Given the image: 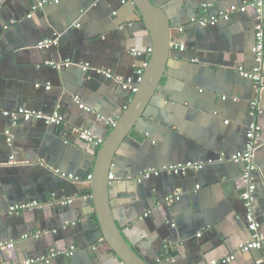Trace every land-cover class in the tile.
Returning a JSON list of instances; mask_svg holds the SVG:
<instances>
[{
    "label": "crops",
    "instance_id": "0c3cea01",
    "mask_svg": "<svg viewBox=\"0 0 264 264\" xmlns=\"http://www.w3.org/2000/svg\"><path fill=\"white\" fill-rule=\"evenodd\" d=\"M152 1L172 24L170 58L155 96L116 152L112 210L149 264H225L222 258L251 235L241 196L243 164L232 156L244 148L253 120L264 140V65L260 89L238 71L258 64L252 53L258 13L249 7L201 26L197 19L246 0ZM34 2L0 0V245L15 242L0 247V264L72 245V255L32 264H124L104 239L88 178L102 144L85 141L79 129L106 138L110 120L117 121L134 96L117 78L136 77L149 61L152 36L131 0H60L32 10ZM56 31L57 45L38 47ZM50 60L70 61L54 66ZM254 99L262 108L255 117ZM19 107L58 110L64 121L19 117L13 124L3 112ZM10 126L12 146L5 135ZM187 162L202 167L141 176L146 167ZM255 162L256 217L264 235V141ZM174 191L181 200L169 204L166 196ZM32 200L38 204L8 212ZM259 260L264 247L236 253V264Z\"/></svg>",
    "mask_w": 264,
    "mask_h": 264
},
{
    "label": "built area",
    "instance_id": "2783aa9c",
    "mask_svg": "<svg viewBox=\"0 0 264 264\" xmlns=\"http://www.w3.org/2000/svg\"><path fill=\"white\" fill-rule=\"evenodd\" d=\"M35 1L36 2H34V4L32 5V10L39 9L48 3H57L60 0H35ZM249 7H254L258 13L257 14L258 20L255 26V40L252 47V53L254 54L258 64L253 71L245 70L243 66H239L238 71L243 76L254 80L256 86L260 89L263 88V85L261 84L262 83L261 72L264 65V0H246L240 4L234 3L230 5L221 14L208 15L199 18L196 21L201 26H214L218 23V21L222 19L229 20L233 14L238 12H245L246 10H248ZM29 15L31 16V14ZM79 25H80L79 23L76 24V26ZM59 35H60L59 32L57 31L54 32V36L45 38L42 41H40L38 47L41 49H46L57 45L59 42ZM152 51H153L152 47H149L147 49V52L150 56L152 54ZM133 52L137 54L140 53L136 49H134ZM69 61L70 60L56 62L55 60H50L47 63L54 66H60L62 64H68ZM147 65L148 62H146L142 66V68H139L137 70L135 78H128V79L117 78L118 81L121 83L122 87L129 88L135 93L138 90V86L140 82L142 81L143 74ZM49 87L50 84L47 85V88ZM226 98L227 96H223V99ZM74 99L77 102H80L79 96H75ZM250 105H251L252 116L255 117L257 114L262 113V108L257 99L251 100ZM84 107L87 110L91 109L89 106H84ZM3 113L12 118L13 124H16V121L19 117H23L26 120L41 119L50 125H60L64 121L63 115L58 110L50 114H45L41 111H36L25 107H19L15 110L4 111ZM110 122L112 123V125H115L117 121L110 120ZM79 131H80V136L87 142H95L101 144L104 142V138L98 136L89 128L79 129ZM5 135H6L7 144L12 146L14 144V134L12 131V126L6 128ZM246 136L247 139L244 148L241 151L235 153L232 157L235 160L241 161L243 164L241 177L244 183V190L241 196L244 201V205L246 209L247 226L249 228L251 235L250 238L239 243L236 252L222 258L221 261L225 264H236L237 252L246 253L264 247V235L260 231V223L256 217V203H255V193L257 190L256 172L258 169L257 164L255 162L256 150L263 143L264 140L262 137V128L256 120H253L247 127ZM187 167L201 168L202 165L197 163L187 162V163H170V164H165L161 167H146L141 171V176L149 177L153 174H158L161 171L179 173L184 171ZM92 177H93L92 173L88 175L89 179H92ZM199 187L200 185L196 186V188ZM180 200H181V193L179 191L171 192L166 196V202H168L169 204H174ZM69 201H71V199ZM37 204H38L37 200H32L24 203L22 202L16 203L8 208V212L11 214L18 213L27 208H32ZM25 237H28V234H26ZM14 244H15L14 241H10L7 244L2 243L0 247H4V246L9 247V246H13ZM74 250H75V246L73 245L69 249L64 251H59L53 248L45 254H38L33 257H26L20 262H13L11 264H32L34 262L48 263L51 261L53 257L57 256L58 254L66 253L68 255H72ZM259 264H264V260H259Z\"/></svg>",
    "mask_w": 264,
    "mask_h": 264
},
{
    "label": "water",
    "instance_id": "95a60500",
    "mask_svg": "<svg viewBox=\"0 0 264 264\" xmlns=\"http://www.w3.org/2000/svg\"><path fill=\"white\" fill-rule=\"evenodd\" d=\"M141 12L153 39V51L133 99L104 139L94 166L92 197L105 241L124 264H149L128 243L114 217L110 198L112 165L117 150L135 128L155 96L171 51L172 24L152 0H131Z\"/></svg>",
    "mask_w": 264,
    "mask_h": 264
},
{
    "label": "trees",
    "instance_id": "16d2710c",
    "mask_svg": "<svg viewBox=\"0 0 264 264\" xmlns=\"http://www.w3.org/2000/svg\"><path fill=\"white\" fill-rule=\"evenodd\" d=\"M107 245V244H106Z\"/></svg>",
    "mask_w": 264,
    "mask_h": 264
}]
</instances>
